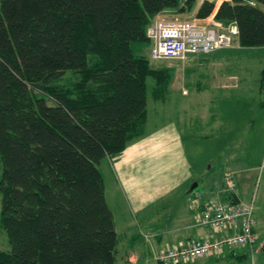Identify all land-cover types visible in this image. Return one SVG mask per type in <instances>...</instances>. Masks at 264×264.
I'll return each mask as SVG.
<instances>
[{"label":"trees","instance_id":"trees-1","mask_svg":"<svg viewBox=\"0 0 264 264\" xmlns=\"http://www.w3.org/2000/svg\"><path fill=\"white\" fill-rule=\"evenodd\" d=\"M197 1L0 0V264H118L100 166L144 132L148 90L171 91L146 27ZM215 8L241 46H264V0H202L195 16Z\"/></svg>","mask_w":264,"mask_h":264},{"label":"rangeland","instance_id":"rangeland-1","mask_svg":"<svg viewBox=\"0 0 264 264\" xmlns=\"http://www.w3.org/2000/svg\"><path fill=\"white\" fill-rule=\"evenodd\" d=\"M213 1L217 6V0ZM194 7L184 15L196 17ZM215 10L206 17L196 18L225 28L228 22L214 18ZM144 53L148 54V47L144 48ZM151 62L155 67L160 65L174 70L175 80L170 86L167 102L163 103L167 111L155 122L166 117H179L187 155L198 170H202L194 190L203 188L202 179L211 176L221 185L225 172L232 168L238 170L233 177L236 181L232 191L241 201L251 198L254 201L258 236L253 244L254 252L251 254L249 247L236 246L235 252L243 255L221 257L222 261L214 264H264L261 259L264 253L259 250L264 240V46L243 47L236 38L232 46L205 55L182 60L151 59ZM71 77L68 72L61 81ZM146 102L149 125L155 118L153 107L160 103L153 100L149 90ZM102 172L106 177L105 168ZM107 184L105 196L110 207L115 209L119 195L112 194L111 184ZM122 241L120 245L125 249ZM9 248L7 234L0 228V249ZM154 260L149 259L147 264H162L157 257Z\"/></svg>","mask_w":264,"mask_h":264},{"label":"crops","instance_id":"crops-1","mask_svg":"<svg viewBox=\"0 0 264 264\" xmlns=\"http://www.w3.org/2000/svg\"><path fill=\"white\" fill-rule=\"evenodd\" d=\"M201 1L196 2L194 10ZM221 1L217 0L216 3ZM173 15L187 17L181 13L174 14L168 9L158 12L155 18ZM201 55L205 54H192L188 57ZM154 101L160 105L155 103L152 111L155 118L151 119L149 125L147 107L142 135L130 141L116 157H106L100 166L101 171L104 168L106 170L105 192L109 182L112 194L114 192L119 195L115 209L111 207L118 239L124 240L121 244H125V249L120 242L118 244V264H147L167 245L212 235L209 229L196 225V212L211 197L229 195L234 185L229 189L227 178L236 181L233 177L238 170L231 168L225 172L221 185L211 176L202 179L203 188L194 190L199 184L202 170H198L187 155L182 135L183 125L180 126L178 116L155 122L166 113L167 108L163 103L167 100ZM194 182L197 185L190 190ZM236 255L240 257L243 254L225 252L220 256H202L189 264H214L222 261L221 257Z\"/></svg>","mask_w":264,"mask_h":264},{"label":"built area","instance_id":"built-area-1","mask_svg":"<svg viewBox=\"0 0 264 264\" xmlns=\"http://www.w3.org/2000/svg\"><path fill=\"white\" fill-rule=\"evenodd\" d=\"M150 39L148 56L153 60L184 59L192 54H205L232 46L238 29L234 22L225 28H218L196 17H157L146 27ZM227 187L234 185L227 178ZM233 189V188H232ZM253 198L241 201L235 191L229 195L211 197L196 212V225L205 226L212 235L167 245L159 250L157 259L162 264H189L198 257L220 256L227 252L235 253V247H249L258 236L254 224Z\"/></svg>","mask_w":264,"mask_h":264},{"label":"water","instance_id":"water-1","mask_svg":"<svg viewBox=\"0 0 264 264\" xmlns=\"http://www.w3.org/2000/svg\"><path fill=\"white\" fill-rule=\"evenodd\" d=\"M197 185V183L196 182H194L190 187H189V189L191 190L193 187H195ZM260 247V251L261 252H263L264 253V240H263V242L261 243V245L259 246Z\"/></svg>","mask_w":264,"mask_h":264}]
</instances>
